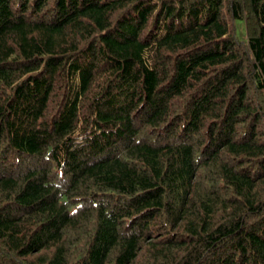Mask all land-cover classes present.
I'll return each instance as SVG.
<instances>
[{"label":"trees","instance_id":"16d2710c","mask_svg":"<svg viewBox=\"0 0 264 264\" xmlns=\"http://www.w3.org/2000/svg\"><path fill=\"white\" fill-rule=\"evenodd\" d=\"M0 264H264V0H0Z\"/></svg>","mask_w":264,"mask_h":264},{"label":"rangeland","instance_id":"374dc122","mask_svg":"<svg viewBox=\"0 0 264 264\" xmlns=\"http://www.w3.org/2000/svg\"><path fill=\"white\" fill-rule=\"evenodd\" d=\"M239 23V22H238ZM239 28H241V25L239 24Z\"/></svg>","mask_w":264,"mask_h":264}]
</instances>
